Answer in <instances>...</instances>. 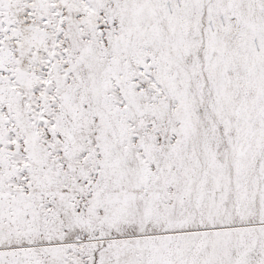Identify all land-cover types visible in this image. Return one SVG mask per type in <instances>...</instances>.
Masks as SVG:
<instances>
[{
    "label": "snow or ice",
    "instance_id": "6c2138e0",
    "mask_svg": "<svg viewBox=\"0 0 264 264\" xmlns=\"http://www.w3.org/2000/svg\"><path fill=\"white\" fill-rule=\"evenodd\" d=\"M0 264H264V0H0Z\"/></svg>",
    "mask_w": 264,
    "mask_h": 264
}]
</instances>
